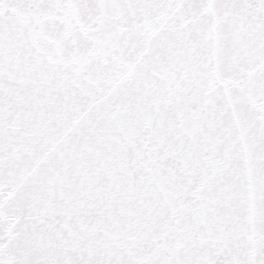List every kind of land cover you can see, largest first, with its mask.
<instances>
[{"label": "snow or ice", "instance_id": "snow-or-ice-1", "mask_svg": "<svg viewBox=\"0 0 264 264\" xmlns=\"http://www.w3.org/2000/svg\"><path fill=\"white\" fill-rule=\"evenodd\" d=\"M0 264H264V0H0Z\"/></svg>", "mask_w": 264, "mask_h": 264}]
</instances>
